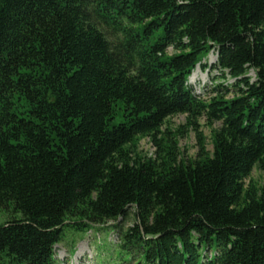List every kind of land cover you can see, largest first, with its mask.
Listing matches in <instances>:
<instances>
[{
  "label": "trees",
  "instance_id": "obj_1",
  "mask_svg": "<svg viewBox=\"0 0 264 264\" xmlns=\"http://www.w3.org/2000/svg\"><path fill=\"white\" fill-rule=\"evenodd\" d=\"M212 53L235 85L202 100L188 81ZM255 168L264 0H0V264H64V230L95 227L120 264H264Z\"/></svg>",
  "mask_w": 264,
  "mask_h": 264
},
{
  "label": "rangeland",
  "instance_id": "obj_2",
  "mask_svg": "<svg viewBox=\"0 0 264 264\" xmlns=\"http://www.w3.org/2000/svg\"><path fill=\"white\" fill-rule=\"evenodd\" d=\"M169 53H173V51L170 49ZM205 62L209 68L204 71L200 66L197 67L188 81L196 95L202 100H208L218 94L217 88L219 87L228 90L234 88L235 80L233 78L212 68L217 62L214 53L210 54ZM248 76L253 82L256 81L255 71L250 70ZM221 94H225V91ZM229 96L232 95L229 94ZM122 120V116H117L115 123L119 124ZM185 123V115H175L169 118L166 127L176 130ZM199 124L201 126L200 130L206 137L207 149L212 151L211 128L205 124L203 119L199 121ZM179 146L185 158H195L198 152L195 133L190 131L180 138ZM140 149L149 156H152L155 151L149 138L142 139ZM250 181L259 186H264V173L255 168L246 183L248 184ZM11 217L10 213L0 211V225L7 222ZM63 238L64 240L55 247V257L59 262L64 264H120L117 252H114L118 244L117 236L110 228L95 227L94 229H83L81 231L75 228H66ZM134 263L135 261L131 264Z\"/></svg>",
  "mask_w": 264,
  "mask_h": 264
},
{
  "label": "water",
  "instance_id": "obj_3",
  "mask_svg": "<svg viewBox=\"0 0 264 264\" xmlns=\"http://www.w3.org/2000/svg\"><path fill=\"white\" fill-rule=\"evenodd\" d=\"M217 58V57H216Z\"/></svg>",
  "mask_w": 264,
  "mask_h": 264
}]
</instances>
